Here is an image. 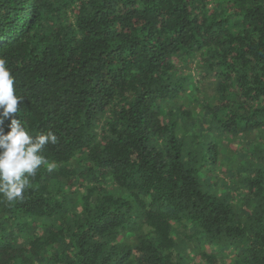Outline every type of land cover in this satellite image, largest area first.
Returning a JSON list of instances; mask_svg holds the SVG:
<instances>
[{
    "label": "trees",
    "instance_id": "16d2710c",
    "mask_svg": "<svg viewBox=\"0 0 264 264\" xmlns=\"http://www.w3.org/2000/svg\"><path fill=\"white\" fill-rule=\"evenodd\" d=\"M0 57L57 136L0 264H264V0H0Z\"/></svg>",
    "mask_w": 264,
    "mask_h": 264
},
{
    "label": "clouds",
    "instance_id": "9594fccd",
    "mask_svg": "<svg viewBox=\"0 0 264 264\" xmlns=\"http://www.w3.org/2000/svg\"><path fill=\"white\" fill-rule=\"evenodd\" d=\"M14 84L15 76L7 60L0 57V125L10 120L9 131L0 127V196L8 202L23 199L42 166L49 170L54 167L43 153L47 145L57 143V136L51 130L34 136L16 118L23 98L17 95Z\"/></svg>",
    "mask_w": 264,
    "mask_h": 264
},
{
    "label": "rangeland",
    "instance_id": "374dc122",
    "mask_svg": "<svg viewBox=\"0 0 264 264\" xmlns=\"http://www.w3.org/2000/svg\"><path fill=\"white\" fill-rule=\"evenodd\" d=\"M222 174H225V173H223V171H222Z\"/></svg>",
    "mask_w": 264,
    "mask_h": 264
}]
</instances>
